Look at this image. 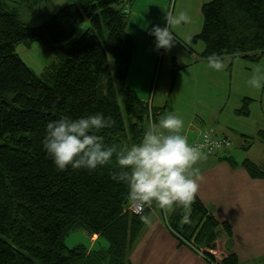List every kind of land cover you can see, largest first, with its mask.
Masks as SVG:
<instances>
[{
    "label": "trees",
    "instance_id": "1",
    "mask_svg": "<svg viewBox=\"0 0 264 264\" xmlns=\"http://www.w3.org/2000/svg\"><path fill=\"white\" fill-rule=\"evenodd\" d=\"M20 1L35 6L42 0ZM132 1L79 0L32 28L0 0V264H133L128 254L149 211L140 216L128 211V186L112 178L120 170L115 159L94 171L61 172L41 146L48 121L95 112L113 121L96 132L106 144L129 147L141 140L148 126L146 101L127 84L136 49L127 32L126 6ZM201 14V31L190 37L204 45L200 58H240L252 64L264 59V0H210ZM85 21L88 29L74 39ZM32 42L55 55L41 78L15 52L17 44ZM250 103L244 98L236 115L249 117ZM152 110L158 123L163 109ZM255 138L264 147V131ZM240 166L252 180H264V167L248 160ZM166 223L180 241L203 249L208 264H240L234 253H212L220 228L229 236L230 228L218 224L197 197L190 212L170 209ZM74 230L91 241L96 236L94 245L66 248L64 239Z\"/></svg>",
    "mask_w": 264,
    "mask_h": 264
},
{
    "label": "rangeland",
    "instance_id": "2",
    "mask_svg": "<svg viewBox=\"0 0 264 264\" xmlns=\"http://www.w3.org/2000/svg\"><path fill=\"white\" fill-rule=\"evenodd\" d=\"M77 2L78 0H42L32 6L20 0H1L5 10H14L18 19L32 28L43 25L61 8ZM204 2H209V0L167 1L164 16L167 13L175 15L185 11L189 14L190 21L180 25H171V31L176 39L174 46L168 50L157 49L155 58H146L143 64L147 74L142 73L139 78L144 84L148 82V87L146 93L140 92L139 96L147 94L145 101L151 100L152 103L151 106L146 105L148 119L145 124L150 126L154 121L152 107L156 106L163 109V116L169 112L176 113L183 119L184 128L187 125L212 126L218 130V127L225 126L227 130L223 134L230 141L232 140L233 145L229 152L233 160L236 162L248 160L259 167H264L263 143L255 138L258 127L260 126L261 130L264 129V87L257 88L249 83L253 76H258L264 81V59L257 64H252L240 58L234 60L224 58L223 67L217 70L208 61L200 58L199 55L204 51V45L201 41L192 42L190 37L201 31L203 23L201 7ZM129 6L130 4L126 6L128 15ZM131 23L140 25L136 29L137 36H146V29L138 22V19H134ZM163 26L164 17L161 27ZM88 27L89 22L85 21L76 31L74 39L80 38ZM134 36L137 40L146 41V38L140 39L135 34ZM15 52L23 64L38 78L42 77L44 69L54 61L55 57L51 48L38 42H32L29 45L17 44ZM177 67L179 72L176 71ZM10 97L11 95H8V99ZM244 98L251 100L248 107L250 114L247 118L233 114L235 109L240 108ZM149 119L152 120L150 124ZM191 132L193 135L196 133L194 130ZM211 133L214 136L212 129ZM241 135L251 143L249 147ZM150 205L152 204H148L149 207ZM164 221L166 223L165 219ZM93 242L81 230L70 232V235L64 239V244L68 249L76 246L90 248ZM102 247L105 245L102 244ZM189 247L198 251L196 246ZM200 255L203 256V254ZM204 260L206 261L205 258Z\"/></svg>",
    "mask_w": 264,
    "mask_h": 264
},
{
    "label": "clouds",
    "instance_id": "3",
    "mask_svg": "<svg viewBox=\"0 0 264 264\" xmlns=\"http://www.w3.org/2000/svg\"><path fill=\"white\" fill-rule=\"evenodd\" d=\"M189 21L190 16L185 11L165 14L164 26L154 25L149 33L155 38L156 48H172L176 39L170 26ZM209 63L217 70L223 67L216 56L210 57ZM249 83L257 88L264 87V81L258 76H253ZM112 123L111 117L102 112L76 118L61 115L47 122L41 140L42 150L61 172L69 169L94 171L115 159L120 170L112 178L127 184L133 203L143 208L155 202L163 210L179 206L186 213L190 212L201 179L192 169L201 159V151L182 134L183 119L174 112L167 113L144 131L138 143L129 147L108 145L96 134ZM142 219L151 223L147 216ZM187 220L185 214L184 221Z\"/></svg>",
    "mask_w": 264,
    "mask_h": 264
},
{
    "label": "crops",
    "instance_id": "4",
    "mask_svg": "<svg viewBox=\"0 0 264 264\" xmlns=\"http://www.w3.org/2000/svg\"><path fill=\"white\" fill-rule=\"evenodd\" d=\"M167 1L133 0L128 7L127 32L135 42L136 49L127 84L141 101H145L147 94L142 98L139 93H146L148 82L144 84L139 75L147 74L143 64L146 58H155L157 50L155 38L149 33L154 25L162 26ZM134 19H138L146 29L145 37L137 36L136 29L140 25H132ZM133 33L140 39L146 38V41L137 40ZM234 111L236 116L237 110ZM203 129H212L214 136L229 139L223 134L227 130L225 126L216 130L212 126L187 125L182 134L190 140ZM261 129L259 126L257 131ZM191 130L196 133L193 135ZM224 154H203L192 169L201 177L198 180L197 199L218 224L226 223L230 228V236L220 228L216 249L212 253L216 256L234 253L240 264H264V180H252L241 168L242 161H234L230 152ZM227 158L237 165L232 167ZM151 204L147 214L151 223H145L139 239L132 245L129 261L133 264H208L198 251L180 241L166 225L159 206L155 202Z\"/></svg>",
    "mask_w": 264,
    "mask_h": 264
},
{
    "label": "built area",
    "instance_id": "5",
    "mask_svg": "<svg viewBox=\"0 0 264 264\" xmlns=\"http://www.w3.org/2000/svg\"><path fill=\"white\" fill-rule=\"evenodd\" d=\"M145 104L151 106L152 104L151 100H148L147 102H145ZM151 122L152 120L149 119L148 123L150 124ZM188 142L194 146H197L201 151V155L203 154L223 155V153H227L231 151L233 145L232 142L227 138L212 136L211 129L200 130L198 134L193 138H191L190 140H188ZM147 209H150L148 204L145 205L143 208H141L140 206H138L133 202H131L128 207V211L131 214L137 216L142 215ZM159 210H160V214L166 220V215L170 209L163 210L159 207ZM183 242H185L189 246H192V244L189 242L188 243L186 241ZM198 253L202 254V251L198 249Z\"/></svg>",
    "mask_w": 264,
    "mask_h": 264
}]
</instances>
